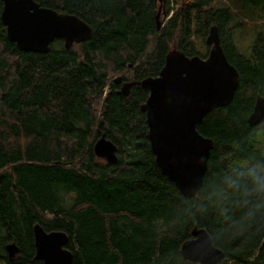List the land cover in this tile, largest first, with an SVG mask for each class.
<instances>
[{"label": "trees", "instance_id": "1", "mask_svg": "<svg viewBox=\"0 0 264 264\" xmlns=\"http://www.w3.org/2000/svg\"><path fill=\"white\" fill-rule=\"evenodd\" d=\"M35 1L78 16L93 35L69 49L57 38L46 53L21 50L7 36L0 0V264H42L36 223L69 236L72 264H200L181 254L195 226L224 251L217 264H264V208L249 216L251 205L217 188L227 174L264 170L253 144L264 124L248 123L264 97V23H256L264 0H181L176 8L172 0ZM212 25L240 81L232 101L197 125L213 147L200 190L186 196L151 150L140 108L148 88L131 85L124 95L114 78L159 75L173 47L206 57ZM244 31L247 47L237 38ZM102 135L116 144V163L95 154Z\"/></svg>", "mask_w": 264, "mask_h": 264}, {"label": "water", "instance_id": "2", "mask_svg": "<svg viewBox=\"0 0 264 264\" xmlns=\"http://www.w3.org/2000/svg\"><path fill=\"white\" fill-rule=\"evenodd\" d=\"M156 18L159 29V13ZM1 20L9 40L24 51L46 53L57 38L69 49L93 35V28L78 16L41 6L35 0H3ZM206 43L210 46L206 57L188 56L173 47L159 75L124 82L119 90L127 95L131 85L137 84L149 89L140 108L146 114L151 150L161 171L186 196L200 190L213 147V140L200 134L197 125L211 110L232 101L240 81V72L226 56L216 25L210 27ZM120 81V76L114 78V82ZM248 123L264 124V97L260 94ZM94 152L108 163L117 162V146L104 135L95 142ZM33 235L36 259L43 264H72V252L65 247L69 236L64 231H46L36 223ZM192 236L181 246L184 258L217 264L225 257L204 228L195 226ZM6 250L14 258L19 247L11 242Z\"/></svg>", "mask_w": 264, "mask_h": 264}, {"label": "clouds", "instance_id": "3", "mask_svg": "<svg viewBox=\"0 0 264 264\" xmlns=\"http://www.w3.org/2000/svg\"><path fill=\"white\" fill-rule=\"evenodd\" d=\"M223 183L225 185L223 188L217 185L219 192L225 193V199L234 197L233 203L237 206L251 205L249 216L253 215L256 210L264 208V170L236 171L225 175ZM253 200L256 202L254 203Z\"/></svg>", "mask_w": 264, "mask_h": 264}, {"label": "rangeland", "instance_id": "4", "mask_svg": "<svg viewBox=\"0 0 264 264\" xmlns=\"http://www.w3.org/2000/svg\"><path fill=\"white\" fill-rule=\"evenodd\" d=\"M180 1L181 0H172V3H173V5H174V8H176L178 5H179V3H180ZM161 8V7H160ZM160 12L161 11H159V16H160ZM257 22V25L259 24V25H262L264 22H261V21H259V20H256ZM251 24V26H252V28H248L249 30H251V29H253L254 31H255V27H254V25H255V22H252V23H250ZM259 29H260V26H259ZM259 31H261V30H259ZM237 38L239 39V41L244 45V46H242L240 43V45L242 46V47H247V45H248V43L250 42V40H251V34L250 33H246L245 31L242 33V34H238V36H237ZM199 44V43H198ZM200 45V44H199ZM241 47V48H242ZM117 77V76H116ZM115 77V78H116ZM149 90V89H148ZM106 91H107V89H106ZM106 91H105V93H106ZM254 146H255V148H258V149H260V150H263L264 151V133L262 132V131H258V135L256 136V139H255V141H254Z\"/></svg>", "mask_w": 264, "mask_h": 264}, {"label": "flooded vegetation", "instance_id": "5", "mask_svg": "<svg viewBox=\"0 0 264 264\" xmlns=\"http://www.w3.org/2000/svg\"><path fill=\"white\" fill-rule=\"evenodd\" d=\"M124 82H130V81H124ZM123 81H120L119 83H117V84H120V88H121V86H122V84L124 83ZM120 90V89H119ZM65 247H66V245H65ZM39 260H41V259H39ZM42 264H43V261H42Z\"/></svg>", "mask_w": 264, "mask_h": 264}, {"label": "bare ground", "instance_id": "6", "mask_svg": "<svg viewBox=\"0 0 264 264\" xmlns=\"http://www.w3.org/2000/svg\"><path fill=\"white\" fill-rule=\"evenodd\" d=\"M112 76V75H111Z\"/></svg>", "mask_w": 264, "mask_h": 264}]
</instances>
